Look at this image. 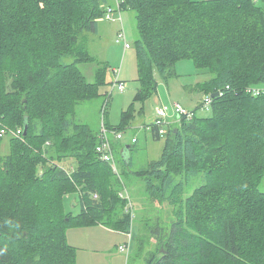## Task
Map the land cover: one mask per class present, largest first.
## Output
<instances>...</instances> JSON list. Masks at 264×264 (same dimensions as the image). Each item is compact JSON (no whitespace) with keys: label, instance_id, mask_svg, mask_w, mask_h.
Masks as SVG:
<instances>
[{"label":"trees","instance_id":"16d2710c","mask_svg":"<svg viewBox=\"0 0 264 264\" xmlns=\"http://www.w3.org/2000/svg\"><path fill=\"white\" fill-rule=\"evenodd\" d=\"M109 8L114 16L123 8L135 13L136 100L157 92L154 67L167 80L184 58L208 69V79L195 86L201 99L218 92L207 114L176 122L160 158L136 171L152 201L173 209L185 182L199 174L205 181L174 209L168 225L146 228L156 236L154 249L137 232L133 254L143 264H264V90L246 92L264 88V4L254 0H0V86L8 82L20 106L0 102V264H75L69 227L104 222L130 229L123 195L129 193L121 189L125 200L116 196L124 206L117 215L107 188L117 192L120 179L116 173L107 184L101 178L112 170L96 150L101 128L75 117L79 102L109 85V66L98 67L92 82L79 67L93 60L85 33L98 31ZM211 60L212 68L205 63ZM104 123L122 135H112L116 159L114 145L129 121ZM7 135L9 153H3ZM45 146L57 148L56 157ZM67 156L76 159L75 168L61 164ZM67 191L78 192L80 214L64 210Z\"/></svg>","mask_w":264,"mask_h":264},{"label":"rangeland","instance_id":"374dc122","mask_svg":"<svg viewBox=\"0 0 264 264\" xmlns=\"http://www.w3.org/2000/svg\"><path fill=\"white\" fill-rule=\"evenodd\" d=\"M254 1L258 4L261 3V0ZM113 18H102L98 23L97 32L85 33L87 34V47L93 60L82 62L79 67L87 80L92 82L96 78L98 67L109 66L110 70L107 74L109 85L102 90L101 93L103 94L79 102L76 106L75 117L77 120L89 124L94 130L101 128L102 121H107L112 126H119L123 120L129 121L123 130V138L119 141L115 140L117 143L114 145V153L119 171L115 172L112 169L110 174L106 172L101 178L107 184L109 183L107 181L109 175L116 173V177L121 182L120 188L117 192H113V187L107 188L109 192H112L113 198L110 200L115 206L113 210L117 211V215H121L123 214L121 209L125 206V211L130 214L129 230H132L134 236L138 231H141V235L145 234L147 249H154L157 242L156 236L146 228H154L157 225L164 227L165 222H168L166 224L168 225L174 217V209L183 205L187 197L203 184L205 179L203 174H199L185 182L181 203L173 209L169 204L162 207L159 203L152 201L146 190L144 178L138 176L136 171L148 167L150 162L160 158L167 139V134L155 137L153 133L151 124L155 119L156 107L161 104L179 102L187 108H196L202 94L194 88L196 84L205 79L203 73H207L205 70L208 69H199L193 58H184L176 61L173 65L174 74L165 80L161 77L158 69L154 67L153 75L157 81V92L145 100H136L135 95L141 87V80L139 79V58L135 45V40L138 38L135 13L129 8H123L122 12L117 11ZM122 27L131 44V47L125 51L123 44L116 41L118 32ZM65 59L70 61L71 57L67 56ZM205 63H208L212 68V63H216V60ZM119 67L120 80L125 83V90L113 89L109 96V102L103 109L105 94L111 91L110 83L113 80L111 69ZM8 88V82L0 86V102H9L11 109L20 110L19 102L15 96L7 91ZM198 114L203 115L207 112H199ZM22 118L20 119L21 124ZM134 137L136 138L135 142L132 140ZM9 139L8 135L3 139L1 147L3 153H9ZM125 146L130 147H126V152L123 153L122 148ZM45 148L47 156L56 157L54 150H58L57 148L54 146L51 149L46 146ZM129 158L130 166L128 168L125 159ZM75 160L67 156L61 161V164L72 169L75 168ZM40 170H42L41 166H39ZM181 179H185V177L183 175L177 176L178 181ZM73 189L74 186H67L68 191ZM121 189L129 193L128 197L123 194L126 200L122 198ZM260 189L264 191V179L260 184ZM68 191L65 196L64 210L72 215H78L82 211L81 203L78 201L79 194L78 192L68 193ZM118 195L125 200L124 206L116 200ZM130 197L132 202H130ZM142 218L143 221L141 222ZM66 236L69 244L75 248V264H143L145 262L144 258L135 257L133 254L136 249V242L134 241L129 254L119 249L120 245H124L129 240V235L125 229H118L104 222L71 226L66 230Z\"/></svg>","mask_w":264,"mask_h":264},{"label":"built area","instance_id":"2783aa9c","mask_svg":"<svg viewBox=\"0 0 264 264\" xmlns=\"http://www.w3.org/2000/svg\"><path fill=\"white\" fill-rule=\"evenodd\" d=\"M113 17H114V12L111 8H109L105 18L112 19ZM122 28L118 32L117 42L123 43L124 48L128 49L131 46V44L127 41L126 32L124 28L123 30ZM111 71L113 74V80L110 83L111 91L107 94L108 99L110 98L109 96L111 95L113 89H118L120 91L125 90V83L122 80H120V76H119L120 67L112 68ZM263 90L264 88H262L261 86L252 85L246 87V92L251 93L254 96L260 95L263 92ZM221 93L222 91L219 90V94ZM212 101H213L212 94H205L203 95V98L201 99L199 105H197V107L194 109L187 108L179 102L158 105L155 110V119L152 122V126L158 130L159 135L161 136L165 135L168 133L170 127H172L176 122L182 120L183 118L186 120H191L199 112L206 113L207 111H209L212 105ZM106 102H108L107 99ZM4 131L5 130L2 129V133ZM112 135H114L118 139L122 137L120 131L116 129H109L104 123V121H102L100 137H99L100 142L97 145L96 150L97 153L100 155V158L108 162L115 172H118L119 170L117 166V161L113 154L112 137L114 136ZM132 140L135 141L136 138L134 137ZM94 197L97 198V195H95ZM125 197H128V194ZM127 233L129 235V240L124 245H120L119 249L123 252H127L128 254L130 253L133 246L134 234L132 230H129Z\"/></svg>","mask_w":264,"mask_h":264},{"label":"water","instance_id":"95a60500","mask_svg":"<svg viewBox=\"0 0 264 264\" xmlns=\"http://www.w3.org/2000/svg\"><path fill=\"white\" fill-rule=\"evenodd\" d=\"M218 95V92H214L213 94H212V96H217ZM24 134H26L27 133V130H28V120H27V116H25V122H24ZM127 147H130V146H127Z\"/></svg>","mask_w":264,"mask_h":264},{"label":"crops","instance_id":"0c3cea01","mask_svg":"<svg viewBox=\"0 0 264 264\" xmlns=\"http://www.w3.org/2000/svg\"><path fill=\"white\" fill-rule=\"evenodd\" d=\"M114 0H110V2L112 3ZM261 3L262 4H264V0H261ZM120 28V27H119ZM210 75L208 74V73H203V77L205 78L203 81H205L206 79H208V77H209ZM203 81H201V82H203ZM200 83V82H199ZM194 90H195V88H194ZM199 103H200V101H199ZM199 105V104H198ZM197 107V106H196ZM191 109H194V108H191Z\"/></svg>","mask_w":264,"mask_h":264}]
</instances>
